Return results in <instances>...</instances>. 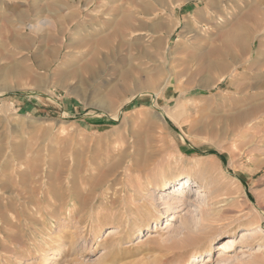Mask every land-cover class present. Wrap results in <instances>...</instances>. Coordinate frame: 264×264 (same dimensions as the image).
Here are the masks:
<instances>
[{
	"label": "rangeland",
	"instance_id": "374dc122",
	"mask_svg": "<svg viewBox=\"0 0 264 264\" xmlns=\"http://www.w3.org/2000/svg\"><path fill=\"white\" fill-rule=\"evenodd\" d=\"M0 78V264H264V0H0Z\"/></svg>",
	"mask_w": 264,
	"mask_h": 264
},
{
	"label": "bare ground",
	"instance_id": "6f19581e",
	"mask_svg": "<svg viewBox=\"0 0 264 264\" xmlns=\"http://www.w3.org/2000/svg\"><path fill=\"white\" fill-rule=\"evenodd\" d=\"M119 44V43H118ZM15 67H16V65H15ZM2 78V77H1ZM0 78V79H1ZM38 80V79H37ZM1 81H3L2 79H1ZM1 81H0V83H1ZM5 81H3L2 82V84L4 83ZM5 85V84H4ZM2 89V88H1ZM16 90V89H15ZM239 116V115H238ZM244 119V118H243ZM229 155V154H228ZM230 160V159H229ZM233 161V160H232ZM263 164L264 163H260L257 167H255L252 171H250V172H255V171H259L261 168H262V166H263ZM177 183V184H176ZM158 184L159 183H157L156 184V186L155 187H157L158 186ZM163 185H164V188H165V186L166 185H168L167 187L170 189V188H172V192H174L173 191V189H174V187L175 188H177V186H181V188H180V190H183V188H185L186 187V185H187V181L185 180V178H181V179H178V180H176L175 182H169V183H163ZM170 185H172V187H170ZM156 189H159L158 187L156 188ZM113 200V199H112ZM115 200V199H114ZM252 205H253V207H256L257 208V205H255V204H253V203H251ZM260 208V207H259ZM258 209V208H257ZM260 210V209H259ZM262 213H263V211H262ZM264 214V213H263ZM170 219H169V221H174V218H172L173 216L172 215H170ZM192 219L191 218H185V219H183L182 220V226H183V230H185V232L187 233V234H192V232H193V230H192V227L193 226H191L192 224ZM236 243V240L235 239H233V238H231V237H228V238H226V239H224V240H222V242H221V247H220V249H222V248H226V249H228V248H230V246L231 245H234ZM211 247V246H210Z\"/></svg>",
	"mask_w": 264,
	"mask_h": 264
}]
</instances>
